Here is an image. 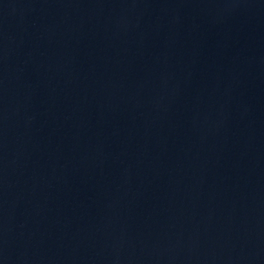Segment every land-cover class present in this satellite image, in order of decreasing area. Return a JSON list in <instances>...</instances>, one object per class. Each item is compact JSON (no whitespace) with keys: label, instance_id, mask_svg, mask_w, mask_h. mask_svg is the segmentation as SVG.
I'll use <instances>...</instances> for the list:
<instances>
[{"label":"water","instance_id":"water-1","mask_svg":"<svg viewBox=\"0 0 264 264\" xmlns=\"http://www.w3.org/2000/svg\"><path fill=\"white\" fill-rule=\"evenodd\" d=\"M0 264H264V0H0Z\"/></svg>","mask_w":264,"mask_h":264}]
</instances>
